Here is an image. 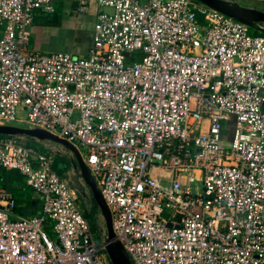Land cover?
Segmentation results:
<instances>
[{"label": "built area", "instance_id": "2783aa9c", "mask_svg": "<svg viewBox=\"0 0 264 264\" xmlns=\"http://www.w3.org/2000/svg\"><path fill=\"white\" fill-rule=\"evenodd\" d=\"M53 2L0 0V126L78 150L131 264H264V35L196 0H91L88 53L40 52ZM0 264H111L53 158L2 135Z\"/></svg>", "mask_w": 264, "mask_h": 264}, {"label": "water", "instance_id": "95a60500", "mask_svg": "<svg viewBox=\"0 0 264 264\" xmlns=\"http://www.w3.org/2000/svg\"><path fill=\"white\" fill-rule=\"evenodd\" d=\"M199 3L246 25L249 29L264 34V11L241 6L234 0H196ZM0 135L12 137H29L41 142H51L68 152L67 158L71 170L65 176L70 186L77 191L80 198L93 199L104 227L100 229L104 250L111 264H131L128 253L115 238L110 211L102 197L100 189L82 160L78 150L67 141L39 128H20L0 126ZM90 195V196H89Z\"/></svg>", "mask_w": 264, "mask_h": 264}, {"label": "crops", "instance_id": "0c3cea01", "mask_svg": "<svg viewBox=\"0 0 264 264\" xmlns=\"http://www.w3.org/2000/svg\"><path fill=\"white\" fill-rule=\"evenodd\" d=\"M53 1L54 14L49 17L36 16L28 28L30 48L46 53L58 51L73 55H86L92 43V28L99 7L91 0H86L90 3V8L85 14L79 15L76 11L78 0ZM255 3L258 7L253 5L245 7L264 11V0H255ZM1 186L13 194L18 205L16 210L18 215H31L37 212V207L31 205L33 193L29 196L30 194H26L29 188L21 189L16 174L5 172Z\"/></svg>", "mask_w": 264, "mask_h": 264}, {"label": "rangeland", "instance_id": "374dc122", "mask_svg": "<svg viewBox=\"0 0 264 264\" xmlns=\"http://www.w3.org/2000/svg\"><path fill=\"white\" fill-rule=\"evenodd\" d=\"M236 1H238L244 7L247 5H253L255 7H258V6H256L257 3H255V0H236ZM249 34L252 36L264 35L263 33L257 32V31L252 30V29H249ZM80 53H84V52H80ZM18 119L21 122H15L12 125H14L16 127H20V128H29L27 123H26V119L24 118L23 115H20ZM229 130H230V127L228 129V135H229ZM18 140L21 143L25 144L26 146L35 148L38 151L45 153L46 155H50L53 158V168L56 169L59 173L66 174V172L71 170L70 164L68 162L69 160L67 158L68 152L66 150H64L62 147H60L56 144H53L51 142H41L39 140L29 138V137H18ZM80 152L83 155H85V150L82 149ZM13 174L17 175V180H19V183L22 187L21 189H23V188L27 189V186L25 183L26 182L25 177L19 175V173H17V172H13ZM26 194H28V195L30 194L29 196H31L32 191L30 189H27ZM80 207L83 210L86 217L88 218V221L90 223V226H91L92 232L94 234L95 240H97L99 243H102L103 238H102V234L100 232V229L103 228L104 225H103V221L99 216V212H98L96 205H95L93 199L91 198V196H90L89 201H87L84 198H80ZM22 216L27 217L29 215L24 214ZM48 234H50V233L48 232Z\"/></svg>", "mask_w": 264, "mask_h": 264}, {"label": "trees", "instance_id": "16d2710c", "mask_svg": "<svg viewBox=\"0 0 264 264\" xmlns=\"http://www.w3.org/2000/svg\"><path fill=\"white\" fill-rule=\"evenodd\" d=\"M52 15H53V14H52ZM52 15H51V16H52ZM46 17H49V16H46Z\"/></svg>", "mask_w": 264, "mask_h": 264}]
</instances>
